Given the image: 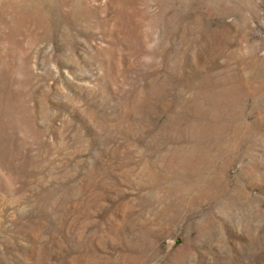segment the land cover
I'll list each match as a JSON object with an SVG mask.
<instances>
[{
    "label": "rangeland",
    "instance_id": "374dc122",
    "mask_svg": "<svg viewBox=\"0 0 264 264\" xmlns=\"http://www.w3.org/2000/svg\"><path fill=\"white\" fill-rule=\"evenodd\" d=\"M0 264H264V0H0Z\"/></svg>",
    "mask_w": 264,
    "mask_h": 264
}]
</instances>
